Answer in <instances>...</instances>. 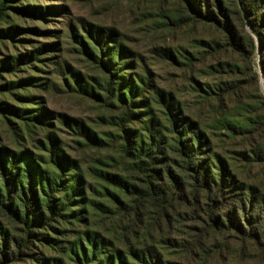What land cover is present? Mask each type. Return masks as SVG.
<instances>
[{
  "label": "trees",
  "instance_id": "trees-1",
  "mask_svg": "<svg viewBox=\"0 0 264 264\" xmlns=\"http://www.w3.org/2000/svg\"><path fill=\"white\" fill-rule=\"evenodd\" d=\"M26 1L0 0V40L10 41L21 33H45L16 25L2 27L10 13L41 17L48 10L23 5ZM177 1L186 18L172 22L197 21L213 26L223 35L224 48L241 60L242 79L216 87L220 110L224 109V98L242 84L258 89L261 80L264 87V0ZM62 27L70 51L96 75L81 74L61 61L52 65L58 83L50 85L108 113L109 117L101 120L113 132L103 139L80 120L0 101L5 125L15 135L12 118L24 123L29 143L27 146L21 139L22 147L0 146V264H179L163 259L152 245L132 243L127 237L123 238V248H117L85 226L88 211L123 217L148 212L156 220L175 219L185 229L187 240L180 247L188 253L201 248L209 237L228 233L264 256V195L254 186L237 183L217 155L207 159L203 133L193 132L191 124L180 117L172 95L153 87L145 66L139 74L131 72L134 53L123 45L117 31L75 20ZM54 46L42 43L0 56V96L34 102L35 97L14 92L37 87L38 78L13 75L43 61L41 56ZM256 54L259 73L252 65ZM260 99L264 106V98ZM152 104L160 110L167 128L152 114ZM261 117L264 120V115ZM35 122L41 127V137L27 130L35 129L29 124ZM216 123L233 134L246 131L223 115ZM135 124H139L138 130L132 129ZM61 128L72 137L77 150L117 147L125 161L123 174L107 171L109 166L102 160H94L92 167L83 170L64 151L56 134ZM163 129L171 135L170 141ZM262 157L264 152L257 148L255 158Z\"/></svg>",
  "mask_w": 264,
  "mask_h": 264
},
{
  "label": "rangeland",
  "instance_id": "rangeland-1",
  "mask_svg": "<svg viewBox=\"0 0 264 264\" xmlns=\"http://www.w3.org/2000/svg\"><path fill=\"white\" fill-rule=\"evenodd\" d=\"M22 4L39 9L47 7L48 10L41 17L10 13L6 25L2 27L16 25L45 33H21L10 41L0 40V56L23 52L42 43H54L55 46L50 53L41 56L43 61H37L30 69H22L13 75L14 78L28 75L38 78L37 87L14 92L15 95L35 97L34 102H18L10 95L0 96V101L23 108L40 107L54 116L80 120L101 138H106L107 133L113 132L103 121L109 114L85 99L59 91L50 82L58 83L52 73V65L61 61L81 74L96 75V71L80 56L70 51L68 40L62 35V24L75 20L113 28L119 33L123 45L134 53L131 72L139 74L145 66L150 72L153 87L170 93L178 104L180 117L191 124L193 132L203 133L207 142L203 154L208 156L207 159L213 158L212 154L217 155L237 183L254 186L264 195V157L255 158L257 148L264 152V120L261 117L264 106L260 99L264 98V87L261 80L258 89L242 84L240 89L224 98V109H219L215 98L216 87L240 81L243 67L238 55L224 48V37L213 26L197 21L172 22L186 18L177 0H28ZM252 65L259 73L257 54ZM42 83L45 85L39 86ZM151 108L152 114L167 128L158 107L152 104ZM222 115L246 131L237 135L222 130L216 123ZM12 121L15 135L0 117V146L16 149L23 146L21 139L28 146L24 123L14 118ZM29 124H33L35 129L29 127L27 130L41 137L40 125L36 122ZM132 129L138 130L139 124L133 125ZM161 131L170 141L169 132L166 129ZM66 132L61 128L56 134L62 140L66 154L77 160L83 170L92 167L94 160H102L109 166L107 171L123 174L125 161L121 159L117 147L101 151L77 150L72 137ZM85 218L88 229L110 240L117 248H123V238L127 237L132 243L152 245L163 259L171 262L264 264V256L258 254L251 244H241L228 233L211 236L201 248L188 253L180 247L187 240L182 225L175 219L170 222L156 220L148 212H141L136 217H123L88 211ZM167 241L177 246H171Z\"/></svg>",
  "mask_w": 264,
  "mask_h": 264
}]
</instances>
